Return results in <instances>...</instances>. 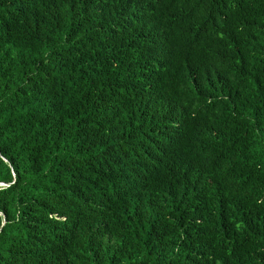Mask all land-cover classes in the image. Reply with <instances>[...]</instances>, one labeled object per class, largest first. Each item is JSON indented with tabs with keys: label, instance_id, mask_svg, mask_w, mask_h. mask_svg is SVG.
Here are the masks:
<instances>
[{
	"label": "trees",
	"instance_id": "1",
	"mask_svg": "<svg viewBox=\"0 0 264 264\" xmlns=\"http://www.w3.org/2000/svg\"><path fill=\"white\" fill-rule=\"evenodd\" d=\"M0 264H264V0H0Z\"/></svg>",
	"mask_w": 264,
	"mask_h": 264
}]
</instances>
